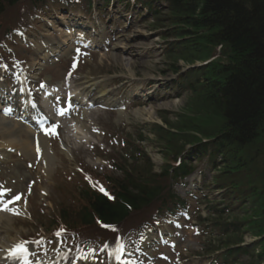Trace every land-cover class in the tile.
<instances>
[{"label": "rangeland", "instance_id": "obj_1", "mask_svg": "<svg viewBox=\"0 0 264 264\" xmlns=\"http://www.w3.org/2000/svg\"><path fill=\"white\" fill-rule=\"evenodd\" d=\"M88 3V0L76 1V5L72 4L71 9L77 7V11L82 13L83 10H87L86 6ZM22 4H24V2H20L17 9L8 11L7 9H4L2 16V13H0V37L4 30H11L25 24V22L21 20V11L24 7ZM53 8L61 10L64 6L61 2H57L48 7L49 10ZM161 8L162 5L160 9ZM122 9H124L122 5L115 6L113 12L118 14ZM162 15L163 18L160 20L163 23H165L167 18L172 17L168 12L162 13ZM149 24L150 22L135 24L127 27V30H125L122 26V17L121 20L116 19L114 22L112 21L111 26L107 27L106 31H114L119 36V39L111 41V48L107 52L92 54V57L87 60V63L79 68L76 76L80 80L84 78L96 80L107 79V83H109L108 88L117 91L116 94L120 98L130 94L129 87H142L146 88L149 92L155 90V93L160 98H164L166 97L165 95L169 94L167 98H164L163 100L152 99L145 102L137 101L135 103L125 102V106L123 107L124 110H116L114 112L101 111L100 108L95 107L93 109H87L88 117H82L79 112L76 113L72 117V121H82L84 119L88 130L81 132L79 125H76V128H72V121H68L63 125L64 141H61L60 144H53L54 146L51 149L53 155L57 157V162L55 163L54 170L48 177V182L44 180L41 181V165L30 164L33 162V157L29 160V155L31 154L29 152L26 156L23 152H14L13 154H10V160L1 166V172L6 173L9 182H15L14 186L17 187L23 185L18 188L21 192L25 193L24 195L26 197H28L29 204L31 202V204H34L41 209L43 218L47 216L49 208H51L52 205L54 212L56 211L58 213L62 210L64 217L73 216L81 209L82 202L78 199V190L75 189L79 186L83 187L81 189H88L89 186L85 182L86 178L77 174L78 172L75 171V167L79 166L85 171H88L89 178H93L94 182L99 185L100 183H103L111 192L110 189L112 185L120 183L123 179L126 180L125 177L127 171L134 177V180H139L140 177H143L148 169H151L152 173L160 174L164 168L169 166V163H167L168 160L173 158L174 150L172 149V146L175 148H188L194 145L193 143L196 144L201 141L198 140V136L190 133L185 135L176 134L172 136L173 138H169V141L171 142L169 146L171 151H169L165 148V146L168 147V141L161 139L160 142V140H157L156 135L158 134L154 133V126L157 125L164 129H170V124H175L176 117H178V119L179 117H183V113L192 112V115L187 113V116L184 117L179 126L187 123V121L192 124L195 121L198 122V124L194 129H196L198 125L202 128L207 126L205 124H208L209 120L198 121L196 119L199 112H202V109L206 110L205 108H208V106L205 105L204 102L198 100L197 96L191 95L188 86L182 90L181 97L178 99L170 95V86L175 78L172 80L173 74L170 72L168 66L171 64V67H178L179 70L180 68L191 64L179 61L182 59L180 57L183 56L182 51L179 54V50L182 47L181 45L176 48L177 52L173 54V56H167L166 54L162 57L166 43L163 44L161 41L162 39L158 38V31H151L152 26ZM168 26L169 25L165 23V26L160 32L168 34ZM32 34H34L33 29L28 32L29 36ZM167 38L168 37L164 39V42H166ZM201 40L202 41L196 39L195 42L200 45L202 44L201 46L203 48L205 43L203 39ZM15 51L21 58L27 59L25 53H22L19 48H16ZM191 58H195V56L192 55ZM196 63L198 62H193V64ZM65 68L66 65H63V69ZM51 71L52 70L48 68L38 74L37 77L40 80L49 74L52 75L54 81L59 80L60 76L55 78L53 71L52 73ZM32 76L35 77V73H33ZM177 89L178 87L176 86L173 88L175 91ZM112 94L114 96V92H112ZM137 110H143L144 113L142 119H138L134 116L133 113ZM163 117L166 120L164 124ZM172 131L174 130H170L171 133ZM1 139L2 138L0 137V140ZM185 140L192 141V144H188ZM61 145L69 148V153L67 155L62 152L63 150L60 148ZM112 149H114V151H112ZM99 150H102L101 154L98 152ZM111 151L113 153H110L109 156L105 155ZM130 154L137 157V159L132 160ZM111 159L117 164L116 172L109 165ZM205 160L206 159L203 158L198 161V163L197 161H194L192 165H196L198 171L201 170L205 172L202 173V177L207 178L205 182L210 184L214 174L207 169L209 166L208 162H205ZM170 165L173 166V163L171 162ZM120 167L123 169H120ZM55 169L62 170L59 172L61 175L59 179L53 181ZM12 170L15 171L13 172ZM24 171L28 172L30 176H25L26 173ZM238 177H240L241 181L245 180L244 174H241ZM161 178L162 177L157 179L159 183L161 182V186L164 189H166L165 186L170 187L169 182L165 181L163 178V180H161ZM30 184H34V186L32 191L30 190V192L27 193L25 192V188L26 185L29 186ZM39 187L44 190L42 191L44 194H41ZM171 188L174 187L172 186ZM249 188L250 187H248L247 190L245 189L246 192L250 191ZM69 190H72L71 194L68 193ZM176 190H179V188H176ZM216 194L218 193L210 192L207 199L198 205V211L194 215V220L196 223L199 220H204L205 224H195L197 226L195 227L198 228V230L195 228L187 229V235L183 237L182 244H180L179 249L177 250L181 255L175 253L165 262L160 261L158 264H182L180 262L184 259L182 258L183 256L188 257L187 259L185 258L187 262H183L184 264H207L209 263V258L215 255V252L211 253V250L241 243L250 244V242L258 241L257 235L253 234L252 229L249 227L248 229L243 228L242 230L244 233H238L237 235L221 234L219 229H217L215 233L213 232L217 226H221L220 228L222 229L226 223L242 221L243 214L241 213L245 211L244 208V211L237 209L231 214L225 213L220 215L215 213L212 214V216H209V210H220L224 206L214 203L213 199H220ZM86 196L87 195L85 194L81 196V198L84 199H82L84 203L86 201ZM52 199H54L56 204H53ZM188 202L189 203L187 204H191L192 206L195 204L193 201ZM161 203L169 205L167 196L143 211H139L138 213L131 211L129 217L125 218L116 228L122 229L123 232L126 231V228L127 230H130L132 224L137 221L140 222L141 220H145L147 217L150 218L155 212L153 209L157 208V206H161ZM42 213L37 211L36 220L40 219ZM50 216L53 218L57 217L56 213L53 212L50 213ZM207 220L209 222H206ZM25 222L26 224L31 223L29 219H26ZM139 224L134 225L133 228H137ZM16 226L17 225H15L14 229L19 234H26L29 230L25 225L22 227ZM254 226H258L256 221ZM74 229L82 232L103 233L96 224L89 228H80L79 226ZM35 230L36 229H33L32 232ZM83 238L89 237L84 235ZM53 243L54 240L53 242H48L44 247L48 249ZM257 251L260 252V249L257 248ZM244 259H247V257L242 258L243 261Z\"/></svg>", "mask_w": 264, "mask_h": 264}, {"label": "trees", "instance_id": "obj_2", "mask_svg": "<svg viewBox=\"0 0 264 264\" xmlns=\"http://www.w3.org/2000/svg\"><path fill=\"white\" fill-rule=\"evenodd\" d=\"M169 13L172 17L165 20L170 29L168 33L182 46L179 54L182 51L183 56L179 61L203 63L187 76L196 81L190 87L192 95L208 106L196 119L209 122L196 129L198 122L195 121L179 126L187 113L192 115L187 112L179 119L176 117L170 129L154 126V133L159 135L156 137L160 142L161 139L168 141L165 148L169 151V138L176 134L190 133L198 136V140H208L210 144L205 145L203 151H210L209 155L214 157L223 156V167L214 180L215 185L224 188L228 195H235L233 189L240 188L236 182H242L238 176L245 175L244 181L250 191L244 189V192L254 202L242 203L245 208L242 221L226 223L222 231L226 233L230 229L229 233L243 234V228L252 229L258 237L255 246L260 253L244 264H264V0H169ZM196 39H203L205 46L202 48ZM170 50H176V44L170 45ZM173 54L170 52L168 56ZM192 55L195 58H191ZM168 67L171 72L178 71V67H171V64ZM185 142L192 144V141ZM172 149L176 158L183 147L172 146ZM131 156L132 160L137 159ZM169 168L161 174L165 180L184 175L186 169L181 164L171 175ZM248 170L254 176L248 175ZM161 176L152 175L148 169L143 177L134 180L127 171L126 180L111 187L112 202L91 194L82 213L79 210L64 219L82 227L93 224L94 217L102 223L117 224L131 211L149 208L160 200L163 190L157 179ZM248 253L247 248H236L228 250L223 259L235 257L234 263H237Z\"/></svg>", "mask_w": 264, "mask_h": 264}, {"label": "bare ground", "instance_id": "obj_3", "mask_svg": "<svg viewBox=\"0 0 264 264\" xmlns=\"http://www.w3.org/2000/svg\"><path fill=\"white\" fill-rule=\"evenodd\" d=\"M96 11V10H94ZM57 14V12H55V15ZM62 17L64 19H68L72 18L70 15L68 14H62ZM207 79V78H204ZM101 81H86L82 84V87L78 88L77 91V96H79L80 99H87V101H91L90 97H92L93 101H96L97 103H105V104H115L116 100L113 99L110 95L109 90L104 89L102 84L100 83ZM133 88V87H131ZM95 92L96 95L93 96L94 94L92 93L93 90H96ZM132 96H137V94H133ZM143 110H137L135 111L133 114L135 117L139 118H143ZM82 114H85V110L82 111ZM132 114V116H133ZM87 115V114H86ZM85 115V116H86ZM79 126L80 131L84 132L86 130H88V127L86 125V121L83 120L82 122H79ZM25 130V131H24ZM24 131L25 134H29V131H27L26 129L21 128L20 126H18L17 124H12L10 121H7L4 118H0V135L3 137L1 142H0V149H5V150H21L24 153H32L33 155L35 154V147L33 145V140L31 141L29 138L23 140L21 138V132ZM43 145L42 148L44 149L43 151V161L45 163H48V167L51 164V158L49 157V149L47 148V146L44 144L43 140H41ZM69 153V148L67 147V151L65 152V154ZM47 167V168H48ZM248 175H253L251 170H248ZM254 176V175H253ZM236 185L240 188H234L233 192L235 193V195L237 196V198L240 200V202H247V203H253L254 199L246 194L244 192V189L247 190L248 185L247 183H245V181L243 180L242 182L237 181ZM255 187H257L259 189V186L256 185ZM95 219H98L97 217H94ZM13 231L14 228L13 226L11 227L10 222L8 220H6V218H1L0 217V249L7 247L8 245H13L16 243L17 240V236L19 234L14 233ZM8 248V247H7ZM16 248H14V250H16ZM13 250V251H14ZM13 251L10 254H7L6 256H4L3 260H8ZM5 254L4 251H2L0 253V260H2V256Z\"/></svg>", "mask_w": 264, "mask_h": 264}, {"label": "snow or ice", "instance_id": "obj_4", "mask_svg": "<svg viewBox=\"0 0 264 264\" xmlns=\"http://www.w3.org/2000/svg\"><path fill=\"white\" fill-rule=\"evenodd\" d=\"M69 111H71V104H70V103L67 105L66 108H65V107H61L60 109H58V113H59L60 115H66L67 112H69ZM58 127H59L58 125L53 124V125L51 126V128H45L44 131H45L46 134H49V135H55V134H58V133L56 132V129H57ZM101 191H104V190L101 189ZM0 194H2V193H0ZM105 194H106V193H105ZM16 199L19 200L20 197L17 196ZM17 251H26V249H24L22 245H18V246H17ZM15 254H16V253L14 252L13 255H15ZM26 264H27V261H26Z\"/></svg>", "mask_w": 264, "mask_h": 264}]
</instances>
